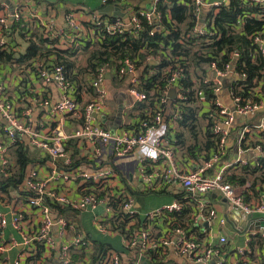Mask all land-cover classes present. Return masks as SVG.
I'll return each instance as SVG.
<instances>
[{"label":"built area","instance_id":"built-area-1","mask_svg":"<svg viewBox=\"0 0 264 264\" xmlns=\"http://www.w3.org/2000/svg\"><path fill=\"white\" fill-rule=\"evenodd\" d=\"M160 1L166 0H138L132 4L130 0H100L101 7L95 13L84 6L78 11L82 15L80 18L77 16L78 13L75 16L74 12H66L65 23L69 33L72 34L70 44L74 46L82 36L93 44L105 35L137 34L142 29V22L154 28L150 31V35H153L162 23V15L157 8ZM190 1L194 8L195 22L188 38L194 40L196 44L200 42L208 44L213 38L219 37V34L212 30L213 22H210L209 13L216 12L217 8L229 0ZM242 1L264 5V0ZM138 4L139 8L135 9ZM0 6L9 9V13L0 17L2 32L8 31L12 22L25 24L26 18L38 16L32 10H28V14L23 13L19 7H14L7 0L0 1ZM106 6L118 8L125 16H118L115 11L108 13L100 11ZM256 18L261 20L262 16L257 15ZM238 22V25L228 29L235 32L242 30L244 24L242 16L238 17ZM37 27L44 37L50 40L56 38L54 19L41 20ZM63 34L61 30L59 35ZM250 38L264 60V30ZM6 47L7 40L1 36L0 49L7 51ZM235 57L237 53L232 55V58ZM146 60L155 64L158 62V58L153 57H147ZM187 63L183 57L173 59V63L163 70V74L167 76V85L163 89H157L158 99L154 114L145 115L146 120H135L132 129H124L120 134L110 133L94 118V114H100L105 108L104 83L107 67L99 68L90 81L97 97L84 104L76 101L72 86L66 81L61 67H54L51 73L45 69L39 70L38 75L44 82H54L61 91V99L56 103L53 111L57 116H70L76 123V128L70 134L60 132L43 134L35 130L29 118V110H19L7 99L5 88L0 84V119L3 122L1 130L4 138V141H0V175L3 177L11 175L12 148L18 136H25L29 145L38 149L50 164V171L44 176L40 175L38 168L27 170L25 175L21 188L25 190L26 195L18 199V202L31 209L32 215L26 211L11 213L0 211V254L17 245L13 240L2 239L3 230L9 224L19 234L24 247L13 264L25 262L28 264L32 261L36 264L45 262L142 264L139 262L140 258L148 264H178L173 261L174 258L183 259L184 264H255L247 257L252 253L251 242L255 236L263 243L261 257L264 259V232L260 234L252 232L243 247L229 246L228 249L235 253V261L229 259L224 248L230 244L224 235H219L216 245H213V239L200 242L194 235L195 230L202 224H208L217 217L211 205L212 193H219L226 200L224 204L227 207L238 209L245 215H264L262 197L245 202L236 188L225 179V171L228 167L246 164L242 156L255 153L254 163L258 166L260 164L257 160L264 158V149L260 145L264 135V92L257 101L253 98H242L236 89L240 91L237 81L244 75H240L233 64L229 63L222 69L214 63L205 66L206 75L203 83L213 84L212 98L206 102L200 93V111L210 110L214 106L218 110V116L213 118L212 126V134L215 136L214 148L211 152L209 150L201 153L206 161V168L226 156L228 138L232 135L231 127L235 120L240 118L245 121L244 119L255 113L259 114L249 124L239 127L235 140V161H230L210 176L205 174L204 169L186 171L180 166L173 148L167 143V123L170 118L166 123L163 114L166 105L175 103V106L172 105V120L169 126L176 124L174 120L178 115V108L184 106L187 99L180 85L181 80L187 76ZM139 72L135 62L129 59H125L118 69L119 79L127 80V92L136 103L146 100V95L138 90V80L142 75ZM262 74L264 75V69ZM224 81L227 83L226 88L223 86ZM170 90L175 92L174 100L168 98ZM224 92L230 97L231 108H226L222 104ZM71 139L78 140L83 146L82 155L80 152L75 159L66 150V144ZM106 149H109L115 157L136 155L141 164L138 173L144 193L162 194L173 184L181 186L185 195L170 204L141 214L128 191L118 189L116 193L110 192L112 189L109 188H112L115 172L103 166L97 168L96 163L100 162ZM151 151L156 152L155 158L147 154ZM78 160L80 162L77 164ZM7 198L6 195L0 194V202H5ZM52 204L67 207L68 211L66 214L59 213ZM186 210L189 211L185 213ZM83 213H91V225L98 234L110 238L119 237L121 250L107 249L94 260L92 258L94 245L80 225ZM225 224V219L221 218L219 225Z\"/></svg>","mask_w":264,"mask_h":264},{"label":"trees","instance_id":"trees-1","mask_svg":"<svg viewBox=\"0 0 264 264\" xmlns=\"http://www.w3.org/2000/svg\"><path fill=\"white\" fill-rule=\"evenodd\" d=\"M138 0H130L131 4ZM178 3L177 0L160 1L157 5L158 10L162 15V23L158 26V30L150 35V31L154 29L146 22H142V29L137 34H129L123 36H102L95 43L91 44L85 37H80L72 47L62 50L57 49L56 42L50 40L42 34L37 28L30 35V31H25L24 24L14 23L13 29H16L26 42V48L23 53H19L17 58L11 51L0 49V66L9 65L12 68L14 64L31 63L38 64L40 69H45L49 73L54 67L59 66L64 71L65 79L72 86L73 96L80 103L78 88L81 89V82L87 83V89L92 93L93 88L90 85L97 70L101 67H107L113 70L112 79L119 78L118 69L125 59L135 62L139 70H143L139 77L138 90L146 95L144 106L139 107L140 113L137 115V120H146L145 115L152 116L156 110V102L158 99L157 89L165 88L167 85V76L163 74V70L173 63L176 57H183L187 63V76L181 80L180 85L183 87L184 96L187 98L184 106L178 108L176 116V127L169 126L172 120L167 123L168 129L166 140L174 152L181 151V154H189L193 159L202 157V152H211L215 145V136L212 134L213 118L218 116V110L215 106L210 110L199 114L200 93L204 96L206 102L212 98V83H203L205 77V66L214 63L218 68L222 69L227 64H233L234 68L240 75L237 81L240 91L236 89L238 95L242 98H253L255 101L263 95L264 92V60L257 50V46L253 44L250 36L264 30V5H254L243 2L242 0H229L216 9V12L209 13V19L212 23V30L219 34L218 38H213L210 43L204 42L194 43V40L189 39L195 18L193 15V6L190 0H182ZM83 3V2H82ZM88 6H86L87 8ZM139 8V4L135 9ZM91 12V11H90ZM250 17L247 18V16ZM257 15H261L262 19L257 20ZM169 16V18H168ZM242 16L244 24L242 30L235 32L228 27L239 24L238 17ZM86 26H89L86 24ZM182 41L183 43H181ZM50 46L52 48H50ZM76 46L85 53L86 61L82 69H78L82 77H77ZM237 53V57L232 58V55ZM147 57L158 58V62L154 65L146 60ZM143 68H140L142 67ZM37 69L33 70L36 74ZM198 69V72H196ZM192 71V72H191ZM152 72V74H150ZM122 81V80H121ZM92 88V89H91ZM260 90L261 92H258ZM199 103V105H198ZM175 106V103H172ZM163 108V106H162ZM200 112V111H199ZM164 118H165V114ZM205 124L204 132L197 136L199 129L198 121L200 118ZM166 119V118H165ZM205 121L207 123H205ZM182 130L181 133L178 132ZM184 134V139H183ZM186 136H190L191 143L184 145ZM191 138H193L191 140ZM264 149L263 141L260 143ZM66 150L74 159L78 155V150L73 146H69ZM12 169L9 177L0 175V192L6 197L11 198L12 194H22L24 191L22 184L32 160L26 152L25 146L20 142L13 145L12 148ZM78 160L76 163L78 164ZM260 165H248L244 168L245 171L251 170L252 173L262 171L264 168V158L257 160ZM233 176H228L227 181H232ZM258 179H263L258 177ZM0 193V194H1ZM163 193V192H162ZM160 195V193H155ZM136 197V196H135ZM136 199V198H135ZM59 213L66 214L67 207L52 204ZM188 211L186 210L185 213ZM110 238V237H109ZM115 239V238H111ZM94 245V253L92 258L104 253L107 249H112L111 243L104 242L98 238H91ZM262 264H264V259ZM53 264V262H48ZM29 264H36L35 261Z\"/></svg>","mask_w":264,"mask_h":264},{"label":"crops","instance_id":"crops-1","mask_svg":"<svg viewBox=\"0 0 264 264\" xmlns=\"http://www.w3.org/2000/svg\"><path fill=\"white\" fill-rule=\"evenodd\" d=\"M2 1V0H0ZM14 7H19L23 13L28 14V10H32L37 13V18H26L25 20V31L29 32L30 35L34 30H37V24L46 18L54 19V24L56 26V42L57 49L66 50L72 45L70 44L72 34L65 23L64 16L66 12H74L75 16L80 18L82 15L80 12L81 7L84 3L80 0H57L55 3H46L44 0H7ZM213 1V0H210ZM217 1V0H215ZM80 2V3H79ZM101 6L89 9L93 13L97 12ZM9 13V9H5L0 6V17ZM88 16V15H87ZM27 21V22H26ZM14 23L10 24V29L6 32H2L0 29V37L3 36L7 40V51H11L14 54V58H17L19 53H23L26 48V42L22 39L21 35L13 29ZM61 30L64 32L63 35H59ZM50 48H52L50 46ZM74 48V46H73ZM76 48H78L76 46ZM78 57L76 61V69L74 72L77 73V77H82V74L78 69H82L85 66L86 56L79 48L76 52ZM150 65H154L153 61L149 62ZM15 68L9 65L0 66V84L5 88V95L7 99L12 101L14 105L19 110H29V118L33 123L34 129L40 131L43 134L50 132H60L63 134H70L76 128V123L70 116H57L54 114V106L61 99V91L54 82L46 83L38 75V69L40 63L31 65V63L25 64H14ZM37 69L36 74L33 70ZM105 74V97H104V110L99 114L104 116V121L97 120V122L110 133L120 134L122 130H130L135 124L133 123L137 120V115L140 113L139 107L144 106L145 102L136 103L133 98L127 92V80L123 79H112L113 70L106 68ZM141 75L143 70H139ZM108 76V78H107ZM122 80V81H121ZM81 89L78 88V96L81 99L80 103H87L97 97L96 92H89L87 89V83L81 82ZM92 89V88H91ZM222 104L226 108H231L232 103L227 92H224L222 96ZM172 112V105L165 106V118L169 119ZM248 119V118H246ZM2 120L0 119V141H4L1 125ZM246 122L242 121L240 118L235 120V123L231 127L232 135L228 138L227 149L228 152L224 158H222L217 163L211 165V167L206 168V161L202 157L193 159L189 154L183 153L178 149L175 152V157L180 164V166L186 170H196L204 169L205 174L210 176L215 174L219 169L227 165L230 161L236 160V149L235 140L236 134L238 133L239 127L245 125ZM175 126V124H174ZM173 125L171 127L174 128ZM20 142L25 146L26 152L29 158L32 160L28 171L32 168H38L40 175L44 176L50 171V164L47 158H44L38 149L29 145L28 140L25 136H18L15 143ZM14 143V144H15ZM73 145L77 150L78 154L83 153V146L78 140L71 139L67 142V148ZM69 154V153H68ZM254 155L242 156V160L246 161V164H236L228 167L225 171V179L228 176H233L232 181H227L232 184L238 193L243 197L245 202H250L252 199L257 197H262L264 199V180L258 179V177L264 178V168L262 171L252 173L251 170L245 171L248 165L253 167L255 165ZM97 168L103 166L106 169H111L115 172V176L112 178V189L111 193H116L118 189L128 191L133 198L135 196L144 195L145 191L143 189L142 180L139 176L138 169L141 164L138 162L135 154H129L123 157H115L111 154L109 149L103 152L100 162L96 163ZM27 171V172H28ZM24 184V182H23ZM22 184V185H23ZM25 191V190H22ZM26 192L22 194H12L11 198H7L5 202H0V211L11 213L12 211H26V213L32 215L33 211L27 208L25 205H20L18 199L25 197ZM185 195L184 190L179 185H170V187L160 196L165 197L164 200L170 203L176 199H181ZM220 197V199H219ZM211 205L216 211V219L208 224H202L200 228H197L194 235L200 242L212 240L213 245L218 243V237L220 234L224 235L230 244H227L224 248L227 251V255L230 260L235 261L236 256L232 250L228 247L239 246L243 247L244 242L252 232L263 233L264 228L261 226V222L264 221V215H252L250 220H242V216L232 212L234 210L231 207H227L226 204L222 202V197L219 193H212ZM168 203V204H170ZM134 204L139 210L141 208L138 200L134 198ZM165 205V204H163ZM162 206V205H161ZM160 207V206H159ZM157 208V207H156ZM155 209V208H153ZM152 210V209H151ZM191 210V208H190ZM140 211V210H139ZM150 211V210H148ZM189 211V210H188ZM141 214L147 211H140ZM237 212V211H236ZM241 215L246 216L244 213L240 212ZM223 218L226 221L224 226L219 225V220ZM34 220L36 217L33 218ZM83 217L81 215L80 225L84 234L89 240H91L92 235L88 233L84 227ZM1 238V234H0ZM257 236L253 237L251 243L252 253L247 257L249 260L253 261L255 264H262V248L263 243L261 240H257ZM2 239L7 241H15L17 243L16 247L9 249L8 251L0 254V264H13L15 258L23 252L24 247L21 244V238L19 234L11 228L8 224L3 230ZM231 249V248H230ZM119 250V249H118ZM176 263L184 264V260H175ZM180 261V262H179ZM23 264H27L26 262ZM29 264V263H28ZM44 264H49L45 262Z\"/></svg>","mask_w":264,"mask_h":264},{"label":"rangeland","instance_id":"rangeland-1","mask_svg":"<svg viewBox=\"0 0 264 264\" xmlns=\"http://www.w3.org/2000/svg\"><path fill=\"white\" fill-rule=\"evenodd\" d=\"M80 2H83L84 5L88 6L90 9H93V8L100 6V0H80ZM198 105H199V103H198ZM199 111H200V106H199V110L197 111L200 114L201 111L200 112ZM199 118H200V121H198L199 129L197 132L198 138L201 135V132L203 133L204 129H205V124L202 122L201 117H199ZM175 127H176V124H175L174 128ZM200 128H201V132H200ZM177 129H178L179 133L182 132V130L179 129L178 125H177ZM183 139H184V134H183ZM192 139L193 138H191V140ZM190 143H191L190 136H188V137L186 136V141H185L184 145H189ZM134 198H136V200H138V202L140 203L141 208L139 210L142 212L151 210V209L156 208V207H159L163 204L170 203L169 201L164 200L165 197L157 195V194H146L145 193L144 195H140V197L136 196ZM82 217H83V222L85 223L84 227H85L86 231L92 235L93 239L98 238L104 242L111 243L110 246L112 247V249H114L116 251H118V249L121 250L122 245H121L119 237H115V239H111L108 236H102V235L98 234L94 230V228L91 225V219H92L91 213H83Z\"/></svg>","mask_w":264,"mask_h":264},{"label":"water","instance_id":"water-1","mask_svg":"<svg viewBox=\"0 0 264 264\" xmlns=\"http://www.w3.org/2000/svg\"><path fill=\"white\" fill-rule=\"evenodd\" d=\"M44 1L46 3H55V2H57V0H44ZM100 11H102L103 13H108L109 11H115V13L119 14L118 16H121V17L125 16V14H122L118 8L112 7V6H106V7L102 8ZM107 78H108V76H107ZM223 86L225 88L227 87L226 81H224ZM168 98L170 100H174L175 99V92H174V90H170L169 91ZM258 114L259 113H255L253 116L249 117L248 119H244L245 122H246V124H249L250 121H252L253 119H255ZM94 118L97 119V120H100V121H104V119H105L104 116H101L99 114H94ZM112 134H113V132H112ZM219 199H220V197H219ZM222 202L223 203H226V200L223 198L222 199ZM232 212H235L236 214L242 216V220H247V219L250 220L251 219V215H246V216L241 215V213H240L241 211L238 210V209H234V210H232ZM261 226L264 228V221L261 222ZM139 262L142 263V264H148L147 262H145V260L143 258H140L139 259Z\"/></svg>","mask_w":264,"mask_h":264},{"label":"clouds","instance_id":"clouds-1","mask_svg":"<svg viewBox=\"0 0 264 264\" xmlns=\"http://www.w3.org/2000/svg\"><path fill=\"white\" fill-rule=\"evenodd\" d=\"M147 154L150 155L153 158H155V156H156V152L155 151L148 152Z\"/></svg>","mask_w":264,"mask_h":264}]
</instances>
